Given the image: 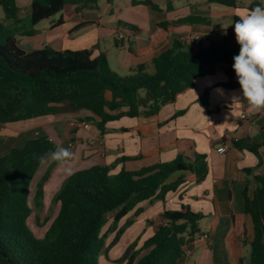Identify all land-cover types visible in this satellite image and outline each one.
<instances>
[{"label":"trees","instance_id":"trees-1","mask_svg":"<svg viewBox=\"0 0 264 264\" xmlns=\"http://www.w3.org/2000/svg\"><path fill=\"white\" fill-rule=\"evenodd\" d=\"M98 0H31L29 28L21 25L16 0H0L4 19L0 23V127L42 117L86 112L87 121L96 119V128L104 132L107 123L128 118H151L161 107L195 89V80L212 75L218 65L226 66L228 81L221 86L236 89L233 57L240 46L234 32L239 17L234 16L228 29L188 40L175 39L169 49L151 60L152 73L144 65L129 75L114 73L105 53L92 56L89 50L55 51L50 48L26 51L15 36H33L35 27L63 12L67 6L76 11L96 9ZM210 4L236 8L237 0H207ZM159 11L150 0L135 1ZM260 3H252L251 10ZM59 19L56 25H61ZM201 25L211 21L186 17L165 21L159 28ZM134 33L138 30L132 27ZM207 103V94L200 97ZM238 149L256 153L255 146L244 142ZM56 145L47 136L28 139L0 157V264H100L108 262V253L117 246L127 227L143 213L141 207L154 200L164 202L168 193L189 183L201 182L206 173L205 158L195 152L189 140L177 141L176 158L137 170L122 167L113 175L111 167L94 166L75 172L54 197L59 210L42 239H36L26 225L32 211L27 205L29 187L41 164L39 157L49 155ZM126 159H123L125 161ZM249 172L251 170H248ZM179 173L178 179L166 184ZM44 176L37 184L34 204L41 206ZM254 190L249 197L243 191L244 214L251 220L248 264H264V172L253 177ZM108 214H113L109 223ZM158 226L142 241L130 243L112 264H178L183 249L200 235V214L182 206L176 211L158 214ZM124 221L122 227L119 224ZM106 231L103 232L104 228ZM114 234L110 243L107 239Z\"/></svg>","mask_w":264,"mask_h":264},{"label":"crops","instance_id":"crops-1","mask_svg":"<svg viewBox=\"0 0 264 264\" xmlns=\"http://www.w3.org/2000/svg\"><path fill=\"white\" fill-rule=\"evenodd\" d=\"M18 1L16 0L19 10ZM21 1L27 4L28 18L31 0ZM132 1L133 9H146L144 16L149 20V26L146 31L134 33L133 41L130 35L119 40V50L122 52L126 48L128 54L119 65V70L126 72V76L139 65L146 66L147 72L152 73L151 60L169 49L175 39H207L212 33L228 29L232 18L245 15L248 12L247 7L252 3L264 5V0H237L236 8L210 4L207 0H150L159 8V11H154L143 5H134ZM107 3L108 8L102 16L98 13V7L76 11L75 6H67L70 10L65 13L64 9L57 20L51 18L35 27L36 34L28 37L34 40L33 46L20 47L26 51L43 48L55 51L89 50L96 57L102 53L100 43L105 46L111 44L108 39L112 38L114 47L117 48L113 34L121 23L117 21L114 25L103 21V17L113 13L112 1L108 0ZM213 6L225 9L218 10L220 8H212ZM186 17L207 18L211 25H184L168 29L158 27L161 22L177 21ZM59 19H62V24L57 26ZM45 22L47 24L40 27ZM107 32L111 33L108 35ZM225 69L226 66L220 64L214 74L196 79L194 90L164 105L151 118L122 117L107 123L104 132H100L95 126L97 120L87 121L91 115L80 112L3 126L0 127L1 136L8 139L11 134H36L35 137H49L56 145L51 135L52 132L56 133L61 146L75 154L72 162L74 173L94 166H108L111 167L113 175L122 167L137 170L171 162L176 158L177 141L189 140L195 152L205 158L207 173L204 179L181 186L174 193H168L164 202L154 200L143 204L141 215L130 216L135 221L131 226L138 222H148L149 225H154L151 231L153 234L159 223L157 217L160 212L176 211L186 206L193 213L202 216L199 222L200 235L183 249L184 256L178 264H191V260L192 264H248L252 225L250 218L244 214L243 191L246 187L248 196L251 197L255 187L253 177L264 172V110L250 111L240 87L225 89L221 86L228 81ZM235 80L238 81L237 76ZM203 94H207L205 105L200 102ZM234 98L239 101H234ZM243 114L247 116V121H241L240 116ZM228 137H237V143L244 142L255 146L256 153L236 148L234 143L227 142ZM27 140L26 138L25 142ZM69 144L72 145L71 148L68 147ZM221 145L226 147L224 154L217 151ZM57 170L59 169L55 163H48L41 165L36 173L35 177L42 174L40 181L48 176L42 187L43 197L44 189L50 185ZM179 175L172 174L166 184L175 182ZM59 177L61 178L54 184L56 194L69 176L61 172ZM111 262L109 260L106 263L112 264Z\"/></svg>","mask_w":264,"mask_h":264},{"label":"rangeland","instance_id":"rangeland-1","mask_svg":"<svg viewBox=\"0 0 264 264\" xmlns=\"http://www.w3.org/2000/svg\"><path fill=\"white\" fill-rule=\"evenodd\" d=\"M108 0H99L97 1V7H98V13L102 16L104 12L108 8ZM112 1V10L113 13L111 15H108L106 17H103V21L107 23H112L116 25L115 23L118 21L121 23L118 25V27L115 29V40L117 42V48L114 47L113 39L109 38L108 41L111 44L104 45L102 42L100 43V51L102 53L106 54L108 63L110 65L111 70L120 75V76H126V72H121L119 70V65L120 61L122 58H127L128 54L127 52L123 51L121 52L119 49L121 48L120 42L118 37H125L127 35H130L131 41H133V36H134V31L132 30V27L136 28L138 31H146L148 30L149 26V20L144 16L146 9L142 7H134L135 9L132 8L131 6V1L132 0H111ZM137 1V0H135ZM20 5V9L18 10V18L21 20V25H24L29 28L28 24V18L27 16V4L24 3V1L19 0L18 1ZM220 8L225 9L220 6H213L212 8ZM70 10L69 7L65 8V13L66 11ZM111 10L108 11L110 13ZM60 16L56 15L53 17L54 19H58ZM0 23L3 24L4 26L11 27V22L6 21L4 19V13L3 10L0 8ZM47 24V22L40 24V27H44ZM124 25V26H123ZM123 26V27H122ZM108 27V26H107ZM103 33V32H102ZM101 33V34H102ZM111 32H107L109 35ZM111 37V36H109ZM15 42L17 45H21L22 47H29L33 46L34 40L30 39L28 37H18L15 36ZM126 49V48H124ZM15 124H12L13 126ZM9 128L13 129V127ZM36 134H33L32 136H24V134L17 136L15 134H11V136L8 139H4L1 136V130H0V157L4 156L7 154L12 148L20 147L24 144L25 139H32L36 138ZM52 137L56 141V148H63L61 144L59 143L60 140L55 133H51ZM61 173L60 170H57L55 172V177L53 180L50 182V185H48L44 189V197L41 201V206L40 207H35L34 204V196H35V191L37 184L41 183L40 178L41 175H38L35 177V181H33L29 187V195H28V200H27V205L31 209L32 213L30 217L26 221V225L28 229L34 234L36 239H42L45 236V233L49 229V226L51 225L52 221L56 217L58 210H59V205L54 201V196L56 195L55 191V182H57L61 177H59V174ZM112 216L113 214H108L107 218L110 219L108 225L112 221ZM132 216V215H131ZM123 224H125L123 221L119 224L118 227H122ZM108 225L104 228L103 232L106 231ZM153 225V224H152ZM151 224L149 225L148 222L142 223L138 222L137 224L127 227L120 239V242L117 244V246L113 249L110 250L108 253V260H115L111 259V257H120V255L124 252V250L127 248V246L135 241L137 238L140 237V242L139 244L141 245L142 241L144 240L143 238H146L147 236L151 235V231H153V227ZM152 226V227H151ZM145 228V229H144ZM113 234L107 239L106 245H108L113 238ZM102 264H107L102 258ZM193 260L190 261L192 264Z\"/></svg>","mask_w":264,"mask_h":264},{"label":"clouds","instance_id":"clouds-1","mask_svg":"<svg viewBox=\"0 0 264 264\" xmlns=\"http://www.w3.org/2000/svg\"><path fill=\"white\" fill-rule=\"evenodd\" d=\"M234 32L240 50L233 57L232 67L249 110L259 112L264 110V6H256L240 17ZM74 159L73 152L56 148L47 157L40 156L39 163H55L62 174L70 177L74 174Z\"/></svg>","mask_w":264,"mask_h":264},{"label":"built area","instance_id":"built-area-1","mask_svg":"<svg viewBox=\"0 0 264 264\" xmlns=\"http://www.w3.org/2000/svg\"><path fill=\"white\" fill-rule=\"evenodd\" d=\"M118 39L119 40H123V37H121V36H119L118 37ZM124 49V48H123ZM124 51H127L126 49H124ZM240 119H241V121H247V116L246 115H241L240 116ZM86 127V126H85ZM239 141V139L237 138V137H228V140H227V142H229V143H237ZM69 148H71L72 147V145L71 144H69V146H68ZM218 153L219 154H224L225 152H226V147H225V145H221L219 148H218Z\"/></svg>","mask_w":264,"mask_h":264}]
</instances>
